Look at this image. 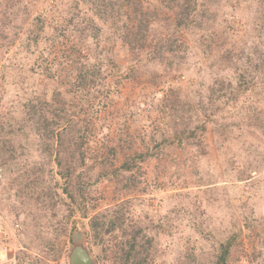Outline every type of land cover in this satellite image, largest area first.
I'll list each match as a JSON object with an SVG mask.
<instances>
[{
	"label": "rangeland",
	"instance_id": "374dc122",
	"mask_svg": "<svg viewBox=\"0 0 264 264\" xmlns=\"http://www.w3.org/2000/svg\"><path fill=\"white\" fill-rule=\"evenodd\" d=\"M141 4L142 45L120 38L131 9L0 0V264H69L78 239L123 264L134 238L151 264L212 263L232 238L227 264H264V0ZM25 103L64 123L53 154Z\"/></svg>",
	"mask_w": 264,
	"mask_h": 264
},
{
	"label": "trees",
	"instance_id": "16d2710c",
	"mask_svg": "<svg viewBox=\"0 0 264 264\" xmlns=\"http://www.w3.org/2000/svg\"><path fill=\"white\" fill-rule=\"evenodd\" d=\"M83 1L85 4H87L93 10L94 14L99 15L102 12H104L105 8H108V13L106 16L109 19H112L111 20L112 23H113V21H116V20L119 22H122V23L124 21H126L125 20L126 19L125 18L126 17L125 10L131 9V6L128 5V3H130V0H83ZM189 2H190L189 4L187 3L188 6H186V7L181 6L185 10L183 9L184 11L182 10V12H181L183 18L180 20L179 26L180 25L181 26L186 25L187 23H186V20L184 19V17L185 16L189 17L191 10L196 9L195 2H193V1H189ZM134 7H135V9H134ZM134 7H133V10L131 9V13H133L132 15H134L132 22L137 27L136 31L134 32V29H135L134 26L129 27L128 24H125L123 28H121L122 26H120L121 32H122L120 38L124 39L127 43H131V44L134 41L133 40L134 37L138 42V34H139V32H141V30L143 28L147 29L145 22L148 21L147 19H149L148 18V11L144 10L143 5L141 4V0H137ZM178 8H179V6H178ZM113 11H115V12H113ZM186 12H189V13L185 14ZM77 16H79V15H77ZM99 16H101V15H99ZM86 17L87 16L82 15V16H80L79 19L74 20L75 27L81 26L83 24L84 20L87 19ZM46 19H47V17L45 15H40V16H37L36 18H34L32 20L31 31H30L31 35H29V39L36 40V37L32 36V34H34V35L40 34L42 29H44V27H45ZM93 25H94V23H90L87 27L85 26V28H92ZM139 44L142 45L143 42H140ZM36 61L39 62L38 60H36ZM86 72H87V70H86ZM91 80H93V79H91L90 76H87L84 73H82V74L80 73V76L77 77L75 82L71 83V87L68 89H70V92L73 91L74 93H75V90H82L85 93L87 89L90 90L92 88V85L90 83ZM82 81H86V82L82 83ZM23 107H26L25 108L26 109L25 114H29V116H31L30 120L32 121V124L29 126L31 127L32 134L33 133H34L33 135L39 134L38 136L42 137V141L44 142L46 149L48 148L50 153L53 154L54 147H55L54 142L57 139V137L61 134L59 129H61V127H63L64 123L60 122V120L57 118H53L47 109H43L42 112L39 114V111H34V113H33L29 104L25 103V104H23ZM27 109H28V111H27ZM25 120H26V118L23 119L24 123L27 122ZM0 133H2L4 135V132L2 129H0ZM124 167L125 168H131L132 166H128V164H126V165H124ZM93 225L96 226V222H94ZM51 241H53V240H51ZM135 241H136V239L134 238V242L129 244V246L125 250V252H124L125 255L123 257L124 258L123 264H146V263L151 264V261H149L147 258L148 252L145 249V246L151 244L152 239L147 238L144 242L142 241L141 247L138 245L136 246ZM232 241H233V238L229 239L226 242H223L221 240V244H220L221 245V252H220V254L214 259V261L212 263H211V261H208L206 264H209V263L210 264H227V259H228L230 250L232 248V243H233ZM44 244H45L47 249H50V247H47V245H55L54 242L46 241V239L44 241ZM56 245H58V244H56ZM141 253H143V255H144V257L142 259L138 258L139 254H141ZM121 254H122V249H121ZM27 255H30V254L26 249L25 250H19L16 253V258H15L16 263L15 264H30L29 261L26 260ZM198 264H200V263H198Z\"/></svg>",
	"mask_w": 264,
	"mask_h": 264
},
{
	"label": "water",
	"instance_id": "95a60500",
	"mask_svg": "<svg viewBox=\"0 0 264 264\" xmlns=\"http://www.w3.org/2000/svg\"><path fill=\"white\" fill-rule=\"evenodd\" d=\"M69 264H93L94 260L84 239H78L68 254Z\"/></svg>",
	"mask_w": 264,
	"mask_h": 264
}]
</instances>
